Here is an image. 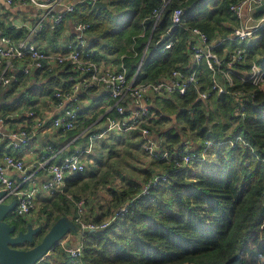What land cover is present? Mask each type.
I'll use <instances>...</instances> for the list:
<instances>
[{"label": "trees", "instance_id": "obj_1", "mask_svg": "<svg viewBox=\"0 0 264 264\" xmlns=\"http://www.w3.org/2000/svg\"><path fill=\"white\" fill-rule=\"evenodd\" d=\"M106 1V8H93L88 2L78 4L70 18L89 23L87 32L98 36L96 44L111 53L121 49L123 36L130 41L136 37L135 51L125 57L128 77L135 73L147 46L136 81L159 79L188 62V34L182 27L173 28V34L179 37L173 49L161 53L153 47V42L171 23L172 9L179 5L186 9V25L198 26L211 40L224 38L217 46L219 52L225 47L243 45L249 57L264 68V25L258 31L257 45L225 38L236 25L229 10L232 0ZM161 6L163 11L154 26L155 19L149 15ZM61 25L62 22L55 28ZM50 27L47 24L44 29ZM201 78L205 84L208 82L204 66ZM238 86L254 90V97L244 111H238L235 100L226 94L213 96L206 102L192 92L173 95V100L175 96L178 99L176 116L182 123V131L162 133L165 136L161 137L162 148L182 152L185 147L181 135L191 130L197 140L192 142L191 152L199 153L208 141L212 142L206 150V159L181 169L152 161L162 165L160 171H166V176L132 200L127 210L106 228L87 232L82 257L73 259L68 255L67 234L35 264H264V93L250 83ZM31 103L23 96L3 105L2 111L7 114ZM237 135L249 144L225 142ZM176 144L179 146L175 147ZM143 173L142 183L132 179L121 190H111V201L97 221L110 216L116 206L139 193L157 172L152 174L146 168ZM82 178L83 172H75L67 181L76 183ZM61 205L62 211L47 210L44 230L70 211L65 199ZM11 222L20 228L26 224L23 218ZM41 237L40 234L39 238L25 242L31 247Z\"/></svg>", "mask_w": 264, "mask_h": 264}, {"label": "built area", "instance_id": "obj_2", "mask_svg": "<svg viewBox=\"0 0 264 264\" xmlns=\"http://www.w3.org/2000/svg\"><path fill=\"white\" fill-rule=\"evenodd\" d=\"M11 4L31 3L43 9L42 17L34 24L19 23L14 27L19 30H26L25 34L18 38L3 34L0 36V87L9 85L17 79L19 73L29 74L34 70L44 68L50 61L58 64L68 62L74 73L79 76L78 81L69 85H62L54 91V98L62 111L52 118H47L34 108H22L0 116V125L8 120L18 117H26L30 124L25 126H14L9 128L6 139H0V189L7 191L6 201L15 194L18 186L14 179L6 173L8 169H16L23 173L21 183L30 180L33 173L26 171L24 160L10 152L7 148H22L30 142L35 130H40L52 126L63 132L74 129L79 121V112L73 102L78 97L81 90H90L94 87H103L105 98L113 102L112 108L115 114L107 113L104 116L105 126L98 133L90 134L89 141L93 138L101 137L108 131L131 132L138 131L142 149L150 161H160L171 166L173 169H181L192 165L194 162L206 159V150L212 145L211 141L201 152H191L185 148L182 152L177 150L163 149V139H155L152 135L151 125L164 119L165 113L158 107L149 104L152 96L167 97L173 95H185L188 92L195 94L197 99L209 101L213 96L226 94L232 97L238 111H244L247 102L254 97V90L247 87L238 86V83H250L252 87L264 93V68L251 59L248 50L243 45L232 48L225 47L222 52L217 50V46L224 40L218 37L211 40L208 34L198 26L186 25L184 16L186 9L179 5L172 9L170 13V25L163 31L159 38L153 42V47L161 53H167L174 48L179 41V37L173 34V28L182 27L188 34L189 60L182 66H176L170 72L162 75L159 79H143L136 81V76L140 70V61L132 77H128V68L124 62L125 55H122L118 68L101 69L95 59L91 48L86 45L82 33L87 31L89 23L81 19H73L74 26L79 31V43L69 44L64 52L50 51L37 42L38 36L45 26L49 24L52 28L57 27L63 20L76 10L81 2H88L91 5L100 0H5ZM164 3L167 0H163ZM263 0H232L229 10L235 19L236 25L225 37L228 40L244 43L258 38V31L264 25V15L259 18L254 17L256 7ZM59 5L61 6L59 8ZM254 10V13H247V7ZM163 11L162 6L155 8L149 15L154 18L156 25ZM253 19H256L253 24ZM154 28V27H153ZM147 49L145 47L144 53ZM136 54V52H135ZM202 66L208 70L209 79L201 78ZM73 79V77H71ZM125 97L134 104L133 108H128L123 103ZM65 103H67L65 105ZM236 141H244L241 135L225 142L234 144ZM245 144H249L244 141ZM91 142L87 148L78 150L65 157L61 162L53 161L54 148L48 143L42 154L40 167H46L48 179L41 183L40 188L51 193V195L61 191L65 185L68 174L83 172L86 169L83 154L91 150ZM264 161V158H262ZM166 176V171L157 172L142 187L141 191L132 196L127 202L122 203L110 216L101 221L96 219H86L83 215L84 207L81 200L75 201L76 209L72 217L76 225L73 231L76 243L70 242L68 255L77 259L83 254V240L89 231H98L106 228L116 218V216L127 210V205L138 195L145 194L151 187L156 185L160 178ZM38 190L34 187L31 191L20 192L14 199L16 205L13 214L20 217H27L38 214L42 219L33 223L35 226L45 222L47 212L41 211L35 193Z\"/></svg>", "mask_w": 264, "mask_h": 264}, {"label": "crops", "instance_id": "obj_3", "mask_svg": "<svg viewBox=\"0 0 264 264\" xmlns=\"http://www.w3.org/2000/svg\"><path fill=\"white\" fill-rule=\"evenodd\" d=\"M261 4H264V0ZM60 7L61 6L59 5V8ZM250 7L251 5H249V8L247 7V13H254V10H250ZM258 12H261V15H264V7L254 13L255 18H259L261 16L258 15ZM42 15L43 9L31 3L13 2L9 4L5 0H0V36L6 34L12 36L13 38H18L20 35L25 34L26 30L19 31L14 27V25L25 22L28 24H34L42 17ZM65 19L64 23L62 22V25L59 28L50 27L49 30L47 28L44 29L38 36L37 42L50 51L59 52L66 51L69 44H78L80 40L79 31L74 26L72 22L73 19H71L69 16H67ZM255 21L257 20L253 19L251 23L253 24ZM67 26L68 29L66 28ZM55 36L57 38L55 39L56 41L53 42L52 38H55ZM82 37L84 38L86 45L91 48L93 59L97 61L101 69L118 68L122 55H125V57L130 56V54L119 53L118 51L114 53L108 52L106 49L102 48L101 45L96 44V41L99 40V37L93 34H89V32L87 31H84V33H82ZM259 40L260 36L258 38H255L253 41H249V43L257 45L259 43ZM18 75V79L13 81L11 84L2 85L0 87V116L4 115V112L2 111L3 105L10 104L13 101H16L17 99H20L24 96L25 99H28L32 103L28 104L25 107L21 106L16 110L22 108H34L36 111L42 113L47 118H52L62 111V108L57 104V101L54 98V91L62 85H69L74 81H78V79H80L79 76L74 75L68 62L58 64L55 61H50L45 65L44 68L34 70L29 74L20 73ZM71 77H73V79H71ZM162 98L173 99V96H152L149 99L148 103L153 107L162 109L166 117L173 118V115L167 114V112L160 106L159 103L160 99ZM123 103L126 104L128 108L134 107V104L132 103V101H129L128 97H125L123 99ZM66 104L67 103H65V105ZM73 104L78 109L80 115L78 124L74 129L68 132H63L60 129L49 126L46 128H42L39 131L35 130L32 138L30 139V142L24 147L7 148L10 152L15 154L16 156L21 157L24 160L27 166L26 171L33 173V177L30 180L21 183L20 181L23 176V173L21 171L16 169H8L6 173L14 179L18 186V189L15 191L14 196H16L20 192L31 191L34 187L38 190L35 193V196L37 201L39 202L41 211L47 212V210H49V205L52 206V203L56 202L59 203V208L57 207L55 212L62 211L63 206L61 204H64L65 199L66 205L70 206V211L67 213V215H69L72 219L76 209L75 201L81 200L84 207V217L86 219H96L97 217H99V215H102L106 211L105 209L112 198V194L110 193V191H119L121 188V184L116 185L115 182H113V179H109V193H106L109 188V186L106 187V183L104 185V188L102 189L98 186L94 190H88L87 188H85L84 183L89 179V165L91 162H93L92 153L94 152V145L91 147V150L89 152H86L83 155L86 169L85 171H83V178L80 181L76 183H68L67 178L71 177L74 174L70 173L67 175L65 185L62 187L60 192L51 195L50 192L40 188L41 183L47 180L49 177L46 167H40L39 165L40 163H42V154L44 153V148L48 143L52 144L54 148V152L52 154L53 161L61 162L70 154L78 150L87 148L90 142L89 135L98 133L104 128L106 124L104 116L107 113H110L112 115L115 114V111L112 108L113 102L105 98V92L103 87L101 86L94 87L86 91H79L78 97L73 102ZM167 121L168 118H164L154 122L151 125L152 135L155 139H159V137L164 138L165 136L163 135V137L162 133L169 134L171 132H177L181 134V123L179 121L176 122V120L173 119L172 124H168ZM29 124L30 122L26 117H18L8 120L6 123L0 125V139H6L10 127L20 125L27 127ZM109 133H112L111 136H107ZM101 137L110 138L112 142H115V147H117V145L123 144H117L115 139L122 140L123 138H125L127 141H131L133 146L138 145V150L136 151L134 149H131V154L134 156H139V158L142 159L141 168L143 170L149 168L152 174L161 170L162 165H160L159 163H152V161H150L148 157H145L146 154L142 149L138 131H108ZM181 142L187 149H191V145L193 146V143L189 139H187V136L185 134L181 135ZM174 146L178 147L179 144H176ZM108 178V176L107 178L105 176L106 180ZM131 178L133 180H137V182L139 183H142L144 180L143 176H141L140 178ZM103 190L104 193H102ZM118 206H116L115 209H117ZM24 219L26 223H37L40 222L42 218L38 214H32L30 216L24 217ZM66 241L76 243L77 239L74 237L73 232L70 233L65 242Z\"/></svg>", "mask_w": 264, "mask_h": 264}, {"label": "rangeland", "instance_id": "obj_4", "mask_svg": "<svg viewBox=\"0 0 264 264\" xmlns=\"http://www.w3.org/2000/svg\"><path fill=\"white\" fill-rule=\"evenodd\" d=\"M113 5H115V1L113 2ZM68 16L70 17V15ZM71 19H76V18L71 17ZM66 28L68 29V26ZM117 28L119 27L115 26V29ZM119 29H122V27H120ZM135 39L136 37L134 38L132 37L130 41L128 38L123 36V39H121V47H120L121 49L118 52L125 53V54L133 53V50L135 51L134 49V45L136 42ZM247 42L249 43V41H246V43ZM174 99L175 100L169 99V98H162L160 99V103H159L160 106L167 112V114L173 115V118L167 117L168 124L169 123L172 124L173 119H175L176 122L179 121L177 120V116H176L177 110H179V107L177 103L175 102V101H178V99L176 98V96L174 97ZM181 126H182V123H181ZM183 133L187 136V139H189L191 142H194V141L197 142L195 132L191 130H186ZM111 134L112 133H109L107 136H111ZM115 140L117 144H120V143H123V144L117 145V147H115L114 146L115 142H112L110 138H105V137L93 138L92 140L90 139L91 146L94 145V152L92 153L93 162H91L89 165V174H88L89 179L84 183L85 188H87L88 190H94L97 186L101 187L102 189L104 188L105 183H106V187H108L110 184L109 179H113V182H115L116 185L121 184V188H120L121 190L125 185L126 186L128 185V182L130 180H132L131 177L140 178L141 176L143 177L145 176L143 173V169L141 168L142 159L139 158V156H134L131 154V149H134L137 151L138 145L133 146L132 142L127 141L125 138H123L122 140H118V139H115ZM145 157L147 158L146 155ZM105 176L106 178L107 176L109 178L106 180ZM109 190H110V186L106 193H109ZM102 193H104V190L102 191ZM100 195H101V192H100ZM14 198L15 196L12 195L8 198V200H11ZM57 206H58L57 203H52V206L49 205V209H50L49 211H53L54 213H56L55 211H56ZM5 219L11 222L14 219H16V217L12 216V213H11L7 215ZM36 238H39V236H37ZM18 246L20 248H28L29 244L27 242H23V243H20Z\"/></svg>", "mask_w": 264, "mask_h": 264}, {"label": "water", "instance_id": "obj_5", "mask_svg": "<svg viewBox=\"0 0 264 264\" xmlns=\"http://www.w3.org/2000/svg\"><path fill=\"white\" fill-rule=\"evenodd\" d=\"M93 8H106L108 2L100 0L92 4ZM264 4L257 7L261 10ZM149 43V41H148ZM144 54L141 58L143 60ZM7 191L0 189V264H35L40 260L55 243L61 241L67 234L75 231L76 225L67 214L60 216L48 230H44V222L35 226L27 222L24 228H17L15 223H9L5 217L13 214L16 199L6 201ZM43 234L40 241L28 248L18 245L25 241H33ZM67 245L70 241L65 242Z\"/></svg>", "mask_w": 264, "mask_h": 264}, {"label": "flooded vegetation", "instance_id": "obj_6", "mask_svg": "<svg viewBox=\"0 0 264 264\" xmlns=\"http://www.w3.org/2000/svg\"><path fill=\"white\" fill-rule=\"evenodd\" d=\"M12 216H14V215H12ZM15 217H16V219H17V218H18V219H19V218H23V217H19V216H15ZM23 219H24V218H23ZM24 220H25V219H24ZM8 222H9V223H13V222H10L9 220H8ZM15 224H16V223H15ZM16 225H17V224H16ZM17 228H20L19 225H17Z\"/></svg>", "mask_w": 264, "mask_h": 264}]
</instances>
